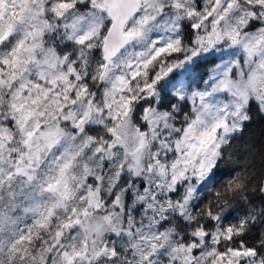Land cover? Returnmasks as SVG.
I'll return each instance as SVG.
<instances>
[{
    "label": "snow or ice",
    "instance_id": "obj_1",
    "mask_svg": "<svg viewBox=\"0 0 264 264\" xmlns=\"http://www.w3.org/2000/svg\"><path fill=\"white\" fill-rule=\"evenodd\" d=\"M0 264H264V0H0Z\"/></svg>",
    "mask_w": 264,
    "mask_h": 264
}]
</instances>
